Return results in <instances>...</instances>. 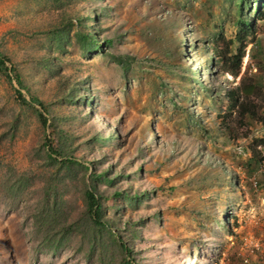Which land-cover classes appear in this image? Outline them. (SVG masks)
Wrapping results in <instances>:
<instances>
[{
    "label": "rangeland",
    "instance_id": "374dc122",
    "mask_svg": "<svg viewBox=\"0 0 264 264\" xmlns=\"http://www.w3.org/2000/svg\"><path fill=\"white\" fill-rule=\"evenodd\" d=\"M236 1L0 0V264H264V19L223 72Z\"/></svg>",
    "mask_w": 264,
    "mask_h": 264
},
{
    "label": "trees",
    "instance_id": "16d2710c",
    "mask_svg": "<svg viewBox=\"0 0 264 264\" xmlns=\"http://www.w3.org/2000/svg\"><path fill=\"white\" fill-rule=\"evenodd\" d=\"M248 3V2H247ZM236 6V13H238V15H240L244 9V2L242 0H237V4H235ZM255 12L256 15L258 17V19H262L264 18V13H260L259 12V8L257 5H255ZM237 22L239 24V30L240 32L237 33V38L239 41L240 46L235 50V53L229 56H225L223 58H221V63L223 65H226L227 70L230 71L233 75H236L239 69V64H240V59L241 56L243 55V43H244V38L245 35L251 31V27H252V22H248L246 20L241 19L240 17L237 16L236 19ZM88 36V34H86ZM83 41L85 40V36L82 35ZM88 39V37H87ZM95 41L94 37H92V35H90L89 39L87 40V43L84 45L81 43V45L83 46V48L88 49L90 47V43ZM105 43H108V41H105ZM102 46V45H101ZM13 72L12 76H9V72ZM0 73H2L8 80L14 79L15 82L18 84V87L21 86V81L19 78V75L17 73L14 72V68L11 66V64H9V60L8 58H6L4 55H2L0 53ZM245 90H235L234 92H232L231 95V101L233 100L234 104L236 107H238L240 109V114L244 115L245 112H247L248 110L245 108H243L244 102L241 99V94L246 96L247 94H249L252 91V84H245L244 85ZM14 92L16 94V97H18L20 102L23 103H27L26 100H24L19 88L14 89ZM31 100L33 102H36L38 105H41V102L39 100H37L36 98H31ZM232 102V103H233ZM41 117V121L44 124L45 123V118L43 116ZM50 153V159L54 160L55 153L52 155L51 153L55 152V151H51L49 150ZM60 166L63 165L65 167V169L68 171L71 169V162L69 160H65L64 164H59ZM85 169H87L85 166H82ZM97 177H102L101 174H97ZM110 180V178H109ZM183 183L178 182L177 185H181ZM114 194L119 195V191H115ZM82 195H83V199H84V209H83V214L84 216L87 218V220H89V228L93 231H98L100 228H105L107 229L108 232L111 233L110 227L108 225L107 222L102 221L100 219L101 216V204H100V197L101 195L98 194L95 189H94V185H89L87 187H84L83 191H82ZM142 195H144V192H141L140 194H133L132 196H130L131 201H135L138 202L140 200V198L142 197ZM52 206H55L56 203L52 202L51 203ZM44 212V213H43ZM54 212V208H50V209H46V210H40V212L37 215V222H40V225L42 224L46 229H49L48 227L50 226V221H51V216L52 213ZM45 237L48 236L47 238H49V245L48 248L50 250H54L56 249V245H53L51 243V235H49L47 232H44ZM60 239L62 240V235L60 236ZM119 246L121 247V249L127 254L129 253V249L125 246V243L119 240Z\"/></svg>",
    "mask_w": 264,
    "mask_h": 264
},
{
    "label": "clouds",
    "instance_id": "9594fccd",
    "mask_svg": "<svg viewBox=\"0 0 264 264\" xmlns=\"http://www.w3.org/2000/svg\"><path fill=\"white\" fill-rule=\"evenodd\" d=\"M243 2H244V6H248L249 7V2H251V7H250V10H249V13H247V12H242L240 15H237L238 17H240L241 19H243V20H246V21H248V22H252V27H251V31H249L246 35H245V38H244V43H243V48H242V50H243V55H244V47H245V41H246V38L249 36V35H252L253 33H254V25H255V23H256V21H258V20H263L264 18H262V19H258V17H257V15H256V12H255V5H257L258 6V8H259V12L260 13H264V0H242ZM248 2V3H247ZM235 4H237V1L236 2H234V3H232V6H231V8H230V18H232L233 19V17L231 16V15H233V13H232V11H231V9H236V6H235ZM236 12V11H235ZM251 12V13H250ZM238 14V13H237ZM236 19H237V17L236 18H234V20H233V22L235 23V22H237L236 21ZM236 25H237V27H238V30H237V32H236V35H237V33L238 32H240V30H239V24L238 23H235ZM237 42H238V46H237V48L240 46V44H239V41H238V38H237ZM215 45H213V47H214ZM236 48V49H237ZM235 53V52H234ZM233 53V54H234ZM232 55V54H231ZM243 55L241 56V58L243 57ZM225 56H229L228 54H224L221 58H223V57H225ZM221 58H220V63H221ZM240 63H241V59H240ZM221 65H222V69H223V72H226L227 74H231V75H233L230 71H228L227 70V67H226V65H223L222 63H221ZM239 67H240V64H239ZM239 70V69H238ZM238 73V72H237ZM237 75V74H236ZM236 75H233V77H235ZM232 92H233V90H231V91H227L226 92V95L228 96L227 97V100H228V103L229 104H232V102H233V100L231 101V95H232Z\"/></svg>",
    "mask_w": 264,
    "mask_h": 264
}]
</instances>
